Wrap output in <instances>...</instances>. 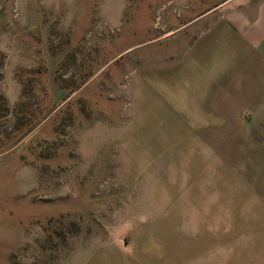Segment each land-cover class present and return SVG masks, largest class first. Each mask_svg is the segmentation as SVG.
Listing matches in <instances>:
<instances>
[{
  "label": "rangeland",
  "instance_id": "rangeland-1",
  "mask_svg": "<svg viewBox=\"0 0 264 264\" xmlns=\"http://www.w3.org/2000/svg\"><path fill=\"white\" fill-rule=\"evenodd\" d=\"M214 1L0 0V264H215L264 231V64L171 65Z\"/></svg>",
  "mask_w": 264,
  "mask_h": 264
},
{
  "label": "crops",
  "instance_id": "crops-1",
  "mask_svg": "<svg viewBox=\"0 0 264 264\" xmlns=\"http://www.w3.org/2000/svg\"><path fill=\"white\" fill-rule=\"evenodd\" d=\"M223 2L227 3L224 7L213 5L188 12L194 17L186 22V31H191L194 39L184 48L179 43L175 45V61L172 60L171 65L184 64L209 73L206 74L208 79L223 76L239 79L246 77L242 72L256 68L258 61L264 64V0H216L213 3ZM209 13H216V17L205 18ZM212 41L215 47L222 48V55H213L207 68L197 67L198 50L212 46ZM249 234L248 242L240 246L234 244L227 251L224 246H218L215 264H264V231Z\"/></svg>",
  "mask_w": 264,
  "mask_h": 264
}]
</instances>
